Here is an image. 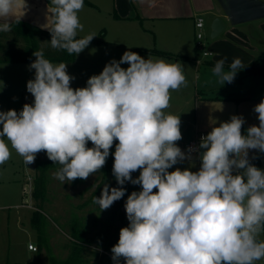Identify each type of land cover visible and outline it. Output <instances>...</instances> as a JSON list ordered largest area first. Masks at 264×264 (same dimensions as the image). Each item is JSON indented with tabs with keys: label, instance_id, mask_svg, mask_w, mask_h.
<instances>
[{
	"label": "clouds",
	"instance_id": "9594fccd",
	"mask_svg": "<svg viewBox=\"0 0 264 264\" xmlns=\"http://www.w3.org/2000/svg\"><path fill=\"white\" fill-rule=\"evenodd\" d=\"M44 27L50 46L68 54L81 53L96 36L77 39L83 31L78 13L84 0H50ZM26 0H0V32H9L26 13ZM34 79L27 91L34 97L21 111H0V165L11 150L24 163L40 152L60 165L54 178L62 184L98 173L110 154L119 185L105 184L93 203L101 211L125 196L126 182L140 185L124 204L128 226L111 248L113 264H256L264 260V170L250 162L249 152L264 154V99L254 107L259 121L242 134L245 120L233 115L201 137L200 167L175 168L193 159L199 149L182 151L181 119L167 113L171 92L188 86L180 62L145 59L125 51L86 87L73 89L75 77L64 62L53 63L44 51L33 52ZM216 62L213 75L232 83L245 65L235 58L225 69ZM128 64L125 69L122 64ZM7 138V143L5 141ZM115 141L114 153H110ZM91 142L92 147H88ZM9 144L11 148L9 147ZM255 158V157H253ZM140 171L137 178L132 173ZM154 189L156 191H154Z\"/></svg>",
	"mask_w": 264,
	"mask_h": 264
},
{
	"label": "rangeland",
	"instance_id": "374dc122",
	"mask_svg": "<svg viewBox=\"0 0 264 264\" xmlns=\"http://www.w3.org/2000/svg\"><path fill=\"white\" fill-rule=\"evenodd\" d=\"M91 4L93 7L84 3L83 9L78 13L83 31H78L77 39L89 34L96 36L81 53L74 54L73 62H64L67 64L68 74L75 77L70 84L73 89L86 87L87 80L93 75L100 74L107 63L113 59L119 61L125 52L124 50L128 48L124 44L130 41L128 35L121 36L118 34L115 28L117 23L113 26L114 18L111 16L113 11L108 2L99 4L91 2ZM259 22L262 20L249 24L255 25ZM144 27L147 26L144 24ZM193 29L192 27L185 31V36H189L190 41L193 36ZM258 32L260 34L261 31L258 30ZM224 33L214 39L210 38L209 33L204 34L205 48L212 55L208 58H202L201 54L197 53L194 48V54L197 55L200 62H204V60L210 63L217 61V57L220 55L216 51V42L224 36ZM144 36L147 40L152 38L150 33ZM156 39L158 45H172L171 39L165 38L163 34H156ZM118 43L125 47H122V50L115 49L114 45ZM189 50L191 51V48ZM140 56L145 59L150 58L149 55ZM166 59L162 58L168 62ZM169 60V63L174 61L173 59ZM215 64L206 65L208 67L205 68L193 69L192 73H189L187 77L188 86L182 87L181 98L192 97L194 91H201L203 94L202 96L198 95L199 99L195 102L189 101L184 107L183 114H181L183 117L180 119L185 120V118L191 117L192 122L190 121L188 124L181 122L180 130L191 131V126L193 131L195 127L193 119L197 114L199 115L198 123L202 131L207 134L213 127L219 126L220 122L229 121L233 115L244 118L245 123L242 128L246 130L252 125L258 126V114L254 112V107L264 99V78L243 77L237 73L232 83L225 82L221 85L212 72ZM128 66L126 63L121 65L125 69ZM195 75L198 76L196 82L194 80ZM173 92H171V99L174 97ZM220 97L225 98L224 103L217 100ZM33 101L34 97L31 96V102H28L27 99L26 103L32 104ZM189 124L190 126H188ZM196 126L198 125L196 124ZM183 144V139L177 142V146L182 151H186ZM256 155L259 156V164L255 166L264 170V154L250 150L249 159ZM192 157L191 161L180 162L169 171H174L177 167L182 170L190 168L191 171H198V157L197 155H192ZM36 160L48 161L49 159L46 153L42 151L36 156L33 163L34 168L38 163ZM21 166L26 173L21 184L23 190L22 186L19 185L21 196L18 195L20 197L15 200L14 194H11L12 188L8 190L9 198L5 194L0 195V203L5 201L4 204H0V264H31L35 262L38 256L41 258L40 264H113L111 248L119 240L120 229L128 226L129 221L121 215L124 204L119 206L116 201L109 209L101 211L93 203L94 197H100L104 185H108L107 178L102 177L98 172L90 175L86 180L79 181L80 179H76L73 182L66 181L62 184L54 178V173L58 169L49 167L45 172L44 203L42 209L38 210L39 215L36 218L38 225L33 227L31 216L37 212L35 211L37 210L36 202L32 197L34 169L31 171L26 168L24 160ZM139 174L140 171L137 170L133 173V178H137ZM130 186L133 191L141 190L140 185L131 184ZM130 191V189L127 191L126 197L130 195ZM154 191L156 190L154 189ZM260 239H264V233L261 234ZM39 241L43 242L40 247H38ZM29 243L37 246L36 253L27 250ZM120 264H124L123 258H121ZM256 264H264V260L257 261Z\"/></svg>",
	"mask_w": 264,
	"mask_h": 264
},
{
	"label": "crops",
	"instance_id": "0c3cea01",
	"mask_svg": "<svg viewBox=\"0 0 264 264\" xmlns=\"http://www.w3.org/2000/svg\"><path fill=\"white\" fill-rule=\"evenodd\" d=\"M26 2L28 5L27 11L19 22L29 24L38 29L47 30L44 25L47 23V20L50 19V17H47V9L48 6L51 7V5L45 0H26ZM88 2L90 4L91 2L95 4L101 2L109 3L108 5L113 11L111 15L112 18H114L113 26L117 23L115 28L118 34L121 36H129V43L124 44L128 48L124 51L136 52L139 55H144V57L149 55V57L154 60L167 58L168 60H166L168 62L170 61L169 59L174 60L172 63L180 62L184 67L186 79L189 73H192L193 69L212 66L213 63H216L220 59L226 58L225 69H227L228 65L231 64L235 58H239L244 65H247L258 57H264V20L255 25L245 23L237 26H230L216 0H88ZM16 15H22V10H17L16 14L13 15L11 18L12 23L17 22ZM196 17H202L204 19V34H206V32L210 33L209 26L214 18H221L226 23V28L221 33L223 34L225 32L224 36L216 42V51L220 56L217 57V61L211 62L212 64L206 60L199 64L196 63L199 59L197 55L194 54V32L191 41L189 40V36H185V31H187L188 28H194V20ZM144 24L147 27H144ZM258 30L261 31L260 34ZM147 33L152 35L150 40H147L144 36L147 35ZM156 34H163L165 38H170L172 45H158ZM174 42L175 45H173ZM124 45L118 43L115 44L114 47L117 50H122V47H125ZM189 48H191V51ZM135 49H155L167 52L172 57H159L141 53ZM195 50L197 53L199 52L196 48ZM30 64L29 62L0 63V111L6 112L10 109H14L19 112L22 110L23 105L26 104L27 99L28 102H31L32 95L27 91V82L30 79H34L35 70L30 69ZM237 75H242L243 77L251 76L246 75L241 70ZM196 78H198L197 75L194 77L195 82ZM182 91L183 89L181 88L173 92L174 97L170 100V107L165 110L167 113L180 116L181 118L183 117L181 114H183L184 107L189 101L195 102V100L199 99L198 95L202 96L203 94L201 91H194L192 97L187 96L186 98H181L180 93ZM224 99L225 98L220 97V99L217 100H219L220 103H224ZM198 117L199 115L197 114L193 119L195 126L193 131L190 124L188 126H190L191 131L187 129L181 130L182 139L184 140L183 146L187 142L193 140L198 133L207 134L205 131H202L198 123ZM190 121L192 122L191 117L181 120V122L185 124H188ZM195 123L198 126H196ZM0 128H2V126H0ZM5 141L7 143V138H5ZM9 147L11 148L10 144ZM22 163L23 158L12 149L10 159L0 165V195L5 194L7 198H9L10 194L8 190L12 188L11 194H14L15 200H18L21 196L19 185L22 184L24 177H26V173L21 166ZM14 187L19 189H15ZM18 195L20 196L18 197ZM4 203L5 201L0 204Z\"/></svg>",
	"mask_w": 264,
	"mask_h": 264
},
{
	"label": "trees",
	"instance_id": "16d2710c",
	"mask_svg": "<svg viewBox=\"0 0 264 264\" xmlns=\"http://www.w3.org/2000/svg\"><path fill=\"white\" fill-rule=\"evenodd\" d=\"M49 5L50 0H45ZM84 3L88 6H92L89 2L84 0ZM12 30L9 32H0V63H13V62H29L32 63L36 57L33 55L34 51L43 50L45 58L49 59L51 62H73L74 54H68L63 50H56L50 46L51 34L48 30L38 29L29 24L22 22L11 23ZM138 52L151 54L159 57H172L169 53L158 51L155 49H135ZM246 75H251L255 77L264 78V57H258L254 61L245 65L244 69L241 70ZM242 134H246V129L242 128ZM118 141H115L113 147L110 149V153H114L115 144ZM88 147H92L91 143H88ZM255 158L250 159V162L254 165L259 164L258 155L254 156ZM38 163L34 168V178H33V192L32 197L35 199V207L37 212L33 213L31 216V224L33 227H36L38 223L36 218H38V210L42 209L44 203V194H45V172L49 167L59 168L60 165L54 164L52 161H40L36 160ZM114 156L112 154L106 160L105 166L99 171L102 177L107 178L108 185L110 187H118L113 173ZM133 176V173H132ZM79 181H83L80 179ZM130 183V182H127ZM125 184L126 193L123 198L116 202L117 205L121 206L125 204L127 200V191L130 189V194L133 192L131 189V184ZM122 213V212H121ZM124 219H127V216L121 214ZM43 245L42 241H39L38 247ZM41 258L38 256L35 259V262L31 264H40ZM9 264V263H2ZM56 264V263H52Z\"/></svg>",
	"mask_w": 264,
	"mask_h": 264
},
{
	"label": "water",
	"instance_id": "95a60500",
	"mask_svg": "<svg viewBox=\"0 0 264 264\" xmlns=\"http://www.w3.org/2000/svg\"><path fill=\"white\" fill-rule=\"evenodd\" d=\"M221 8L227 22L230 26H237L254 21L264 20V1L262 0H216ZM226 28V23L221 18H214L209 26L210 38L214 39L219 36ZM203 149L198 153V161L200 167L199 155H202ZM26 168L33 171L34 165L25 164ZM121 212L126 216L125 207Z\"/></svg>",
	"mask_w": 264,
	"mask_h": 264
},
{
	"label": "built area",
	"instance_id": "2783aa9c",
	"mask_svg": "<svg viewBox=\"0 0 264 264\" xmlns=\"http://www.w3.org/2000/svg\"><path fill=\"white\" fill-rule=\"evenodd\" d=\"M204 27H205V23H204V19L202 17H196V19L194 20V45L195 48L197 49V51H199V53L201 54L202 58H208L210 57L212 54L210 52H207L206 48H205V44H204ZM197 64L200 63V60L196 61ZM206 136L205 133H198L193 140L187 142L184 145V148L186 149V151L188 150L189 147H192L194 149H199V144L201 141V137ZM201 149H199L200 151ZM199 153V152H198ZM197 152H193L192 155H197ZM27 250L29 252L32 253H36L37 252V247L34 244H27Z\"/></svg>",
	"mask_w": 264,
	"mask_h": 264
}]
</instances>
